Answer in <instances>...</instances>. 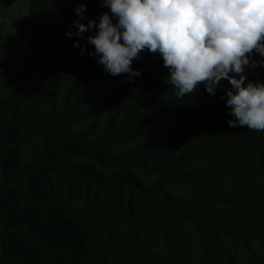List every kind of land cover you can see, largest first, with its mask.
I'll list each match as a JSON object with an SVG mask.
<instances>
[{
    "label": "trees",
    "instance_id": "1",
    "mask_svg": "<svg viewBox=\"0 0 264 264\" xmlns=\"http://www.w3.org/2000/svg\"><path fill=\"white\" fill-rule=\"evenodd\" d=\"M80 4L109 12L28 0L0 35V264H264V131L228 125L227 80L177 98L159 54L108 74Z\"/></svg>",
    "mask_w": 264,
    "mask_h": 264
},
{
    "label": "clouds",
    "instance_id": "2",
    "mask_svg": "<svg viewBox=\"0 0 264 264\" xmlns=\"http://www.w3.org/2000/svg\"><path fill=\"white\" fill-rule=\"evenodd\" d=\"M101 7L109 12L85 24L86 5L80 4L74 26L81 39L95 30L87 37L94 46L88 54L108 74H128L126 82H134L142 73L133 70V61L145 50L159 54L170 74L165 83L177 98L201 85L215 95L227 80L231 88L221 99L234 117L228 125L264 131V83L245 74L264 66V59H251L254 53L264 58V0H102ZM78 46L79 40L73 43Z\"/></svg>",
    "mask_w": 264,
    "mask_h": 264
},
{
    "label": "rangeland",
    "instance_id": "3",
    "mask_svg": "<svg viewBox=\"0 0 264 264\" xmlns=\"http://www.w3.org/2000/svg\"><path fill=\"white\" fill-rule=\"evenodd\" d=\"M28 13V0H18L12 7L0 10V35H13L18 33V23ZM256 247H260L264 253V236L252 239Z\"/></svg>",
    "mask_w": 264,
    "mask_h": 264
}]
</instances>
